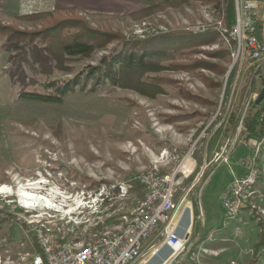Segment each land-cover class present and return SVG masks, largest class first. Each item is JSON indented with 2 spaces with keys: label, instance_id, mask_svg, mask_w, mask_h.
<instances>
[{
  "label": "rangeland",
  "instance_id": "obj_1",
  "mask_svg": "<svg viewBox=\"0 0 264 264\" xmlns=\"http://www.w3.org/2000/svg\"><path fill=\"white\" fill-rule=\"evenodd\" d=\"M14 2L3 6L0 24L29 32L70 13L126 39L216 32L214 42L176 61L219 64L225 73L167 69L172 61L166 59L149 75L169 78L174 86L162 87L154 98L106 82L95 93L76 87L59 102L36 101L25 94H52L49 83L61 85L95 66L114 45L60 65L38 42L6 44L0 37V264H28L37 252V230L49 243L76 242V248L117 234L143 197L138 176L171 175L185 158L194 169L175 176L174 201L178 213L189 202L200 204L203 214L194 216L185 249L167 264H249L253 254L264 264V246L256 248L264 228V138L257 140L242 125L248 104L264 103V54L235 59L234 23L226 28L225 13L199 0L145 13L144 4L121 0H18L13 9ZM255 24L264 41V0ZM221 49L228 50V61L208 55ZM254 78L258 89L252 92ZM248 172L255 179L252 194L237 217L226 221L221 189Z\"/></svg>",
  "mask_w": 264,
  "mask_h": 264
},
{
  "label": "trees",
  "instance_id": "obj_2",
  "mask_svg": "<svg viewBox=\"0 0 264 264\" xmlns=\"http://www.w3.org/2000/svg\"><path fill=\"white\" fill-rule=\"evenodd\" d=\"M121 1L144 4L145 13L192 0ZM199 1L215 3L219 11L225 13L224 22L226 28L228 29L232 26L234 23L233 0H222V2L220 0ZM66 12L73 11L68 10L64 13ZM24 17L25 19L30 18L29 15ZM0 37L5 39L6 44L21 40L26 41L30 45L38 42L47 47L50 55L60 65L64 63L67 57L89 56L94 50L104 49L110 44L114 45L110 54L100 58L95 66H87L83 73L75 75L72 79L61 83V85L55 86L54 82L49 83L47 87L52 91V94H25L26 97L36 101L59 102L66 94L72 93L76 87L89 94L95 93L106 82L121 88L134 89L143 95L154 98L156 94L162 92V87L166 85L174 86L173 81L169 78L161 75H149L150 72L161 70L160 62L166 59L172 61L165 66L167 69H182L195 72L197 68L205 67L219 74L225 73V68L219 64H211L201 60H193L186 63L176 61L182 58L190 59L198 45L214 42L217 38V33L213 31H208L200 36H194L186 32H173L162 36H148L144 39H126L119 31L93 28L84 17L70 13L64 16L58 14L57 17L51 18V21L45 22L40 29L32 32L0 24ZM208 55L225 61L229 59V52L225 49L210 52ZM255 81L256 79L254 78L251 87L252 92L258 89ZM89 84L91 86L86 90ZM181 94L187 99L199 101L197 97L191 96L186 91H182ZM259 116H261V122L258 120ZM174 118L170 119L173 121L180 119V117ZM170 119L168 121H171ZM235 122L233 126H235ZM242 125L248 134L257 140H262L264 138V103L256 104L255 101L250 102ZM193 211L194 216H197L196 207ZM198 227L199 222H197L196 229ZM259 238L256 248L264 246V228L260 232ZM32 239L36 250L39 251L36 236H33ZM193 241H196V236ZM249 264H257L256 255L253 254Z\"/></svg>",
  "mask_w": 264,
  "mask_h": 264
},
{
  "label": "built area",
  "instance_id": "obj_3",
  "mask_svg": "<svg viewBox=\"0 0 264 264\" xmlns=\"http://www.w3.org/2000/svg\"><path fill=\"white\" fill-rule=\"evenodd\" d=\"M233 2L235 19L230 37L235 43L236 59L258 60L264 54V41L257 36L255 24L259 0ZM218 157L215 161L220 159ZM193 169L191 162L185 158L171 175L138 176L136 181L142 188L143 197L133 210L130 220L113 238L102 235L90 239L86 242L85 250H77L76 242L45 243L46 235L37 230L39 251L35 252V260H29L28 264H142L148 253L153 255L162 246L175 245L179 237L175 229L185 211L189 222L185 234L191 235L194 224L193 207L186 206L189 202L178 213L180 205L174 201L175 176L190 174ZM251 178V172L236 176L221 193L219 202L226 221L237 217L252 194L247 190ZM196 207L199 219L203 213L200 204L197 203ZM182 240V245L172 259L185 249L188 240L185 237Z\"/></svg>",
  "mask_w": 264,
  "mask_h": 264
},
{
  "label": "crops",
  "instance_id": "obj_4",
  "mask_svg": "<svg viewBox=\"0 0 264 264\" xmlns=\"http://www.w3.org/2000/svg\"><path fill=\"white\" fill-rule=\"evenodd\" d=\"M12 1V0H0V11L2 10L3 6L6 4V2ZM14 2L13 4H15L13 7L11 5V8L16 9L15 7H17V1ZM12 4V3H11ZM7 5V4H6ZM8 6V5H7ZM5 12V11H4ZM228 182L224 184V186L222 187L221 190H225L228 187ZM222 191V192H223ZM221 195V194H220ZM220 197V196H219ZM196 207V204L194 205V208ZM196 210V209H195ZM188 216H187V211H185L183 217L181 218L180 222L178 223L177 229H176V233L179 236H182L184 234V231L186 230L187 226H188ZM160 250H158V253L153 257L150 258L149 256H146V258L143 260L142 264H161L166 257H168L170 255L171 250H169L166 246H162L159 248ZM169 254V255H168ZM164 255V256H163ZM167 255V256H166ZM163 256V257H162ZM165 257V258H164ZM150 258V259H149ZM160 258V259H159ZM164 258V260H163ZM172 258H169L164 264H167ZM161 260V261H160ZM163 260V261H162ZM160 262V263H159Z\"/></svg>",
  "mask_w": 264,
  "mask_h": 264
},
{
  "label": "bare ground",
  "instance_id": "obj_5",
  "mask_svg": "<svg viewBox=\"0 0 264 264\" xmlns=\"http://www.w3.org/2000/svg\"><path fill=\"white\" fill-rule=\"evenodd\" d=\"M235 56L234 57H236V54H234ZM236 59V58H235ZM148 174H155V175H160V174H158L157 172H155V171H149V172H146V173H144V174H142V175H148ZM255 183V179H254V176H252V178H251V180L249 181V183H247V190L249 191V193H251V189H252V187H253V185H255L254 184ZM26 198H28V197H26ZM27 201H28V199H27ZM49 209V208H48ZM177 229V228H176ZM175 229V230H176ZM117 234H113V235H105V237L106 238H113V237H115ZM178 235V234H177ZM179 236V235H178ZM178 239V241H177V243L175 244V245H177L178 243H179V240H180V236L177 238ZM183 239V238H182ZM45 243H49V241L48 240H46V238H45ZM182 243H183V240H181V242H180V246L182 245ZM175 245H168L167 246V248L169 249V250H171L172 251V253L168 256V257H166V259L164 260V258H163V262L161 263V264H164L169 258H172V256L174 255V253L180 248V246L179 247H174ZM166 246V245H165ZM171 246H173V247H171ZM85 248H86V245L85 246H82V247H80V248H76L77 250H85ZM164 256V255H163ZM162 256V257H163ZM167 256V255H166ZM160 259V258H159ZM30 260H35V254L34 255H32L31 256V258H30ZM161 261V260H160ZM171 261V260H170ZM169 261V262H170ZM160 263V262H159Z\"/></svg>",
  "mask_w": 264,
  "mask_h": 264
},
{
  "label": "water",
  "instance_id": "obj_6",
  "mask_svg": "<svg viewBox=\"0 0 264 264\" xmlns=\"http://www.w3.org/2000/svg\"><path fill=\"white\" fill-rule=\"evenodd\" d=\"M263 91H264V90H263ZM184 237H185L186 240L189 239V235L185 234V232H184V234L182 235V238H184ZM166 247H167V246H166ZM157 253H158V252H157ZM157 253H156V254H157ZM171 253H172V251L170 252V254H171ZM156 254H155V255H156Z\"/></svg>",
  "mask_w": 264,
  "mask_h": 264
}]
</instances>
